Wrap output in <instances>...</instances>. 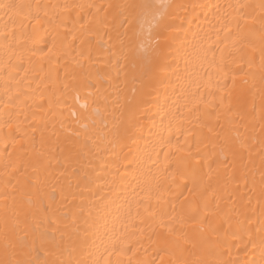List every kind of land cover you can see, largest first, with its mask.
Instances as JSON below:
<instances>
[{"label": "bare ground", "instance_id": "bare-ground-1", "mask_svg": "<svg viewBox=\"0 0 264 264\" xmlns=\"http://www.w3.org/2000/svg\"><path fill=\"white\" fill-rule=\"evenodd\" d=\"M161 3L0 0V260L264 264V0Z\"/></svg>", "mask_w": 264, "mask_h": 264}, {"label": "snow or ice", "instance_id": "snow-or-ice-1", "mask_svg": "<svg viewBox=\"0 0 264 264\" xmlns=\"http://www.w3.org/2000/svg\"><path fill=\"white\" fill-rule=\"evenodd\" d=\"M166 7V5L163 3L160 4L159 8L160 10L157 11L153 17V20H155L157 17H159L162 14V10ZM264 159V158H262ZM262 183H264V173H262ZM7 251V247H6ZM32 251H35V248L33 247ZM0 264H49L48 261H39L37 259H4L0 260ZM52 264H55V262H52ZM70 264V262H68Z\"/></svg>", "mask_w": 264, "mask_h": 264}]
</instances>
